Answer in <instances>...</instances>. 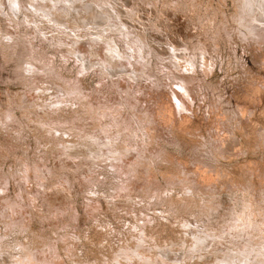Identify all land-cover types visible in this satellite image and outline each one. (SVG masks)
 Listing matches in <instances>:
<instances>
[{"label":"clouds","instance_id":"clouds-1","mask_svg":"<svg viewBox=\"0 0 264 264\" xmlns=\"http://www.w3.org/2000/svg\"><path fill=\"white\" fill-rule=\"evenodd\" d=\"M0 264H264V0H0Z\"/></svg>","mask_w":264,"mask_h":264}]
</instances>
